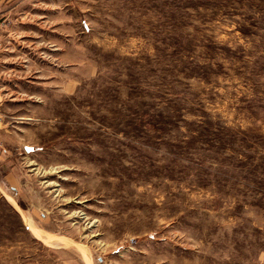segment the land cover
<instances>
[{"label":"rangeland","instance_id":"obj_1","mask_svg":"<svg viewBox=\"0 0 264 264\" xmlns=\"http://www.w3.org/2000/svg\"><path fill=\"white\" fill-rule=\"evenodd\" d=\"M0 264H264V0H0Z\"/></svg>","mask_w":264,"mask_h":264},{"label":"bare ground","instance_id":"obj_2","mask_svg":"<svg viewBox=\"0 0 264 264\" xmlns=\"http://www.w3.org/2000/svg\"><path fill=\"white\" fill-rule=\"evenodd\" d=\"M1 188H2V187H1ZM17 207H18V206H17ZM20 212H21V211H20ZM22 215H23V214H22ZM26 220H27V219H26ZM37 231H38V230H37ZM37 234H39V233H37ZM54 239H55V238H54ZM54 239H53V240H54ZM56 239H57V238H56ZM56 239H55V240H56ZM53 240H52V241H53ZM62 240H63V239H62ZM57 242H58V241H57ZM60 242H61V241H60Z\"/></svg>","mask_w":264,"mask_h":264},{"label":"water","instance_id":"obj_3","mask_svg":"<svg viewBox=\"0 0 264 264\" xmlns=\"http://www.w3.org/2000/svg\"><path fill=\"white\" fill-rule=\"evenodd\" d=\"M25 150L28 151V150H29V147L26 146V147H25Z\"/></svg>","mask_w":264,"mask_h":264}]
</instances>
